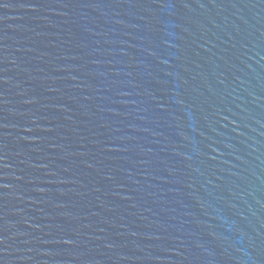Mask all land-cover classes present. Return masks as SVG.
<instances>
[{
	"label": "water",
	"instance_id": "water-1",
	"mask_svg": "<svg viewBox=\"0 0 264 264\" xmlns=\"http://www.w3.org/2000/svg\"><path fill=\"white\" fill-rule=\"evenodd\" d=\"M0 264H264V0H0Z\"/></svg>",
	"mask_w": 264,
	"mask_h": 264
}]
</instances>
